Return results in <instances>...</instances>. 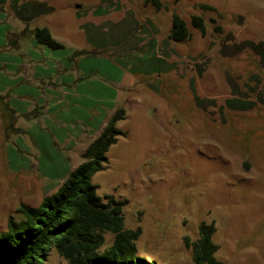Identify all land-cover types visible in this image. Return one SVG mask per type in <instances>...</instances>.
Segmentation results:
<instances>
[{
	"label": "rangeland",
	"instance_id": "374dc122",
	"mask_svg": "<svg viewBox=\"0 0 264 264\" xmlns=\"http://www.w3.org/2000/svg\"><path fill=\"white\" fill-rule=\"evenodd\" d=\"M160 3L0 0V232L59 190L122 108L125 135L92 182L127 201L138 255L194 264L204 223L219 264H264V0ZM174 14L190 38H169ZM42 264L69 262L52 249Z\"/></svg>",
	"mask_w": 264,
	"mask_h": 264
},
{
	"label": "trees",
	"instance_id": "16d2710c",
	"mask_svg": "<svg viewBox=\"0 0 264 264\" xmlns=\"http://www.w3.org/2000/svg\"><path fill=\"white\" fill-rule=\"evenodd\" d=\"M152 1L157 7L160 0ZM192 26L205 35L204 19L192 17ZM35 37L53 48L61 47L47 28L36 29ZM191 37L186 21L174 14L169 38L181 41ZM125 117L120 108L109 119L101 134L83 153L84 161L65 180L59 190L45 197L39 206H25L23 218L9 219L5 232H0V264H42L52 249L69 264H157L138 255L137 239L141 228H126L123 208L126 200L113 195L100 196L92 177L105 169L106 153L125 135L116 123ZM114 235L106 245V233ZM212 225H200V238L193 244L194 264H219Z\"/></svg>",
	"mask_w": 264,
	"mask_h": 264
}]
</instances>
